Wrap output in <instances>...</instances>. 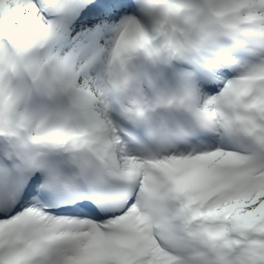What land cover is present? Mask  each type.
Returning a JSON list of instances; mask_svg holds the SVG:
<instances>
[{"label":"snow or ice","instance_id":"snow-or-ice-1","mask_svg":"<svg viewBox=\"0 0 264 264\" xmlns=\"http://www.w3.org/2000/svg\"><path fill=\"white\" fill-rule=\"evenodd\" d=\"M0 264H264V0H0Z\"/></svg>","mask_w":264,"mask_h":264}]
</instances>
